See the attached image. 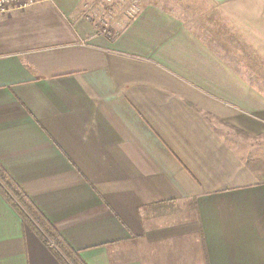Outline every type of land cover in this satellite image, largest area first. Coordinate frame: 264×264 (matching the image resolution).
<instances>
[{"label": "crops", "instance_id": "1", "mask_svg": "<svg viewBox=\"0 0 264 264\" xmlns=\"http://www.w3.org/2000/svg\"><path fill=\"white\" fill-rule=\"evenodd\" d=\"M133 1L114 35L100 0L0 12V165L85 264H264V179L233 145L264 136V91L181 1ZM200 2L264 67V0ZM41 240L0 193V264H62Z\"/></svg>", "mask_w": 264, "mask_h": 264}, {"label": "rangeland", "instance_id": "2", "mask_svg": "<svg viewBox=\"0 0 264 264\" xmlns=\"http://www.w3.org/2000/svg\"><path fill=\"white\" fill-rule=\"evenodd\" d=\"M181 2L171 3L169 6L173 11L179 13L184 19L185 25L190 27L200 36L213 50L219 52L229 63L236 66V69L247 79L255 82V87L264 91V67L260 60L245 44L241 37L233 34L227 21L221 17L218 11L209 4L200 0H176ZM139 4L133 0H100L97 3L96 15L99 19L100 29L110 32L112 35L126 24L138 10ZM15 10V9H14ZM259 79V80H258ZM260 81V82H258ZM248 167L252 168L264 179V136L249 138L240 137L234 141ZM169 210L175 212L183 210L181 205L172 203Z\"/></svg>", "mask_w": 264, "mask_h": 264}, {"label": "trees", "instance_id": "3", "mask_svg": "<svg viewBox=\"0 0 264 264\" xmlns=\"http://www.w3.org/2000/svg\"><path fill=\"white\" fill-rule=\"evenodd\" d=\"M104 30V29H103ZM105 31V30H104ZM0 193L7 202L19 213L24 223L31 225L45 244H53V254L62 264H85L75 250H73L60 236L45 216L30 202V198L9 177V174L0 165Z\"/></svg>", "mask_w": 264, "mask_h": 264}, {"label": "built area", "instance_id": "4", "mask_svg": "<svg viewBox=\"0 0 264 264\" xmlns=\"http://www.w3.org/2000/svg\"><path fill=\"white\" fill-rule=\"evenodd\" d=\"M35 0H0V12L24 7Z\"/></svg>", "mask_w": 264, "mask_h": 264}]
</instances>
